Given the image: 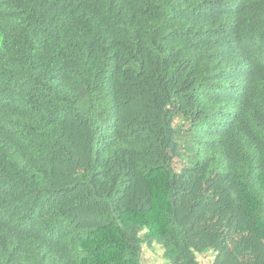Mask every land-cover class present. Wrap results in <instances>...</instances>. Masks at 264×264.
<instances>
[{
  "label": "trees",
  "instance_id": "16d2710c",
  "mask_svg": "<svg viewBox=\"0 0 264 264\" xmlns=\"http://www.w3.org/2000/svg\"><path fill=\"white\" fill-rule=\"evenodd\" d=\"M153 244L264 264V0H0V264Z\"/></svg>",
  "mask_w": 264,
  "mask_h": 264
},
{
  "label": "rangeland",
  "instance_id": "374dc122",
  "mask_svg": "<svg viewBox=\"0 0 264 264\" xmlns=\"http://www.w3.org/2000/svg\"><path fill=\"white\" fill-rule=\"evenodd\" d=\"M151 249L152 250L150 251L149 248L144 246V259H145L146 263L147 264H164L162 259L159 258L161 255V252L159 250V246H156L153 244L151 246ZM155 256H158L157 259L154 258ZM209 261H210V257L206 258V260H202L201 262H202V264H209Z\"/></svg>",
  "mask_w": 264,
  "mask_h": 264
}]
</instances>
